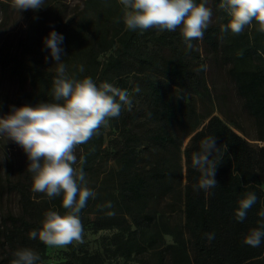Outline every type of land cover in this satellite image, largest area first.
Returning a JSON list of instances; mask_svg holds the SVG:
<instances>
[{
  "label": "trees",
  "instance_id": "1",
  "mask_svg": "<svg viewBox=\"0 0 264 264\" xmlns=\"http://www.w3.org/2000/svg\"><path fill=\"white\" fill-rule=\"evenodd\" d=\"M84 9L80 20L77 13L66 20L59 11L53 28H35L36 42L45 46L44 40L51 31L64 37L62 63L69 77H90L95 82L105 72L118 78L121 90L135 92L137 84L131 82V74L142 77L143 73H156L160 77L140 80L146 108L124 112L119 123L127 128L143 120L149 125L147 142L129 130L127 146L117 154L119 169L108 175L103 182H112V192H98L90 197L79 217L85 213L101 215L109 222L102 224L99 218L93 222L96 228H117L112 236V250L126 262L138 264H264V238L259 247H251L244 240L254 229L264 230V144H254L239 124L233 129L219 116H212L200 128L202 117L198 114L193 93L209 96L207 78L194 64L195 44L188 49L181 28L174 32L151 28L141 32L127 29L123 22L124 8L119 0H83ZM197 3L202 0H196ZM220 0H208L212 10L211 23L200 39L204 59H209L233 86L242 100L244 111L255 124V140L264 142V32L253 21L244 32L234 35L222 31L230 16L219 8ZM119 43L116 55L108 58L103 69L99 56ZM80 66L84 71L80 72ZM12 70L21 87L16 103L11 108L36 106L40 102H56L52 95L55 70L37 63L26 64L14 60ZM147 71V72H145ZM201 72V75L198 74ZM141 79V78H140ZM170 84L175 85L172 89ZM188 126L190 140L184 150L185 166L179 167L180 141L176 127ZM215 136L219 153L215 179L217 186L205 192L194 190L200 173L192 166V156L201 151L202 141ZM95 135L84 148L85 177L93 170L97 158L110 156L109 149L99 150L101 136ZM253 139V140H254ZM224 145H227L225 151ZM156 147L167 154L165 160L157 153L156 161L148 168L136 170L140 160V147ZM211 158V157H210ZM30 161L20 165L17 174L8 182L11 191L19 194L21 212L9 213L2 223L1 246L3 256L0 264H12L14 253L30 248L40 256L36 264H51L47 261V246L38 238L31 239L30 231L39 230L45 212L49 210L64 214L62 195L49 199L43 193L33 192L32 176L27 168ZM84 186V185H83ZM249 192L257 196V202L248 210L246 219L238 221L235 216L239 200ZM109 205H111L109 207ZM181 213L183 226L175 222ZM174 216V217H171ZM173 218V219H171ZM206 233H213L208 240ZM167 236L172 241H167ZM65 261L53 264H99L97 255L77 252L74 244L68 245Z\"/></svg>",
  "mask_w": 264,
  "mask_h": 264
},
{
  "label": "clouds",
  "instance_id": "2",
  "mask_svg": "<svg viewBox=\"0 0 264 264\" xmlns=\"http://www.w3.org/2000/svg\"><path fill=\"white\" fill-rule=\"evenodd\" d=\"M119 3L124 8L123 22L127 29L143 32L154 28L174 32L181 28L188 49L193 48L192 40L203 38L212 18V10L206 6L208 0L200 3L196 0H119ZM14 7L18 11H36L44 7V0H14ZM219 8L230 16L222 31L230 30L239 35L255 21L258 30L264 32V0H220ZM63 41V35L54 30L44 40L57 65L52 89L56 102L13 108L10 115L0 118V137L15 142L27 154L30 161L27 170L33 174V192L43 193L49 199L62 195V207L67 211L63 215L55 210L45 212L41 228L29 233L31 239L38 238L46 246L55 248L84 242L79 213L88 199L96 195L83 186L86 184L85 173L82 167H76L77 148L98 135L110 118L118 117L123 104L131 109L127 90L106 82L98 87L90 77H69L61 60L63 49L60 45ZM79 71H84L83 66ZM139 91L137 86L135 92ZM224 148L226 151L227 145ZM219 151L215 136H209L202 141L201 151L193 154L192 166L200 173L194 190L207 192L218 185L215 174L219 163L213 156ZM85 162L81 157L79 164ZM256 202L257 196L247 193L238 202L236 219L244 221ZM259 216L264 217V211ZM206 237L212 240L214 234L206 233ZM262 238L264 230L254 229L244 242L251 247H259ZM14 256L12 264H36L40 260V256L30 248L17 250Z\"/></svg>",
  "mask_w": 264,
  "mask_h": 264
},
{
  "label": "rangeland",
  "instance_id": "3",
  "mask_svg": "<svg viewBox=\"0 0 264 264\" xmlns=\"http://www.w3.org/2000/svg\"><path fill=\"white\" fill-rule=\"evenodd\" d=\"M84 1L83 0H44V7L33 11H18L14 7V0H0V118L11 114V108L16 103L21 87L20 81L12 70L14 60L20 59L26 64L37 63L48 69L56 71V61L51 58L50 50L36 42L34 37L35 28L46 27L53 28L56 16L59 11H62L66 20L73 18L77 13V18L80 20L83 15ZM119 43L114 42L112 47L99 56L98 71L101 72L103 64L112 55H116L119 48ZM195 54L200 53L201 57L194 58V64L200 70L204 68V76L207 78V84L210 88L209 96H202L199 93H193L194 103L197 108L198 114L202 117L200 128L204 126L212 116L221 117L233 129L242 134L240 130L235 128V124H239L242 129L249 136V141L254 144L263 145L264 142L255 140L256 130L255 124L248 117L243 109L242 100L237 96L233 86L223 73L217 69L209 59H204L203 50L200 39L195 44ZM45 57H48L46 60ZM147 72V71H145ZM201 75V72H198ZM160 77L156 73H143L142 77L131 74V82H135L140 88V91L129 92L131 101V109L126 104L121 107V113L126 111L132 112L134 110H142L146 108V103L143 97V84L140 81L146 78ZM141 78V79H140ZM118 78L112 73L105 72L102 78L95 83L99 87L103 83H109L117 87ZM172 89L176 88L175 85L170 84ZM118 100V98H117ZM149 125L143 120L138 121L134 125L125 128L124 125L119 123V116L110 118L107 126H102L99 130L101 141L99 150L109 149L110 156L107 158H97L95 166L91 172L88 171L84 186L94 191L96 194L100 192H112L114 184L112 182H103L108 175H115L119 169V163L116 161L114 154L119 153L127 146L126 136L129 130L135 134L142 141L147 140V130ZM176 134L179 139L181 153L178 169L185 166L184 150L190 140L188 126L181 123L176 127ZM243 135V134H242ZM254 139V140H253ZM84 148L80 145L76 150L77 164L80 158L83 157ZM140 160L136 170L141 171L143 168H148L151 162H155L157 153L162 154L161 160H165L167 154L156 147L147 149V146L139 148ZM27 154L15 142L7 140L5 137H0V259L3 256L1 239H2V223L4 218L9 213L19 214L21 212L20 196L19 194L11 191L8 182H11L13 174H17L20 165L25 163ZM174 217V216H171ZM84 228V242L75 244L77 252L81 254H88L91 256L97 255L99 264H138L135 261L126 262L124 258L117 257L112 248V236L118 232L117 228H112L115 223H110L111 228H96L94 220L99 218L102 224L108 225L107 217L101 219V215L95 213H85L79 217ZM173 219V218H171ZM175 222L181 226L185 223L184 216L179 213ZM167 241L171 242L172 237L167 236ZM66 248H55L47 246V261L51 264L60 261H65ZM264 260V259H263Z\"/></svg>",
  "mask_w": 264,
  "mask_h": 264
}]
</instances>
